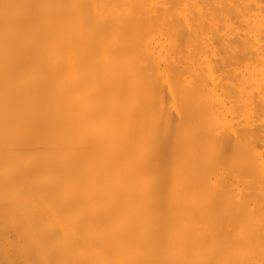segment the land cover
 Returning a JSON list of instances; mask_svg holds the SVG:
<instances>
[{
  "label": "bare ground",
  "instance_id": "6f19581e",
  "mask_svg": "<svg viewBox=\"0 0 264 264\" xmlns=\"http://www.w3.org/2000/svg\"><path fill=\"white\" fill-rule=\"evenodd\" d=\"M0 264H264V0H0Z\"/></svg>",
  "mask_w": 264,
  "mask_h": 264
}]
</instances>
